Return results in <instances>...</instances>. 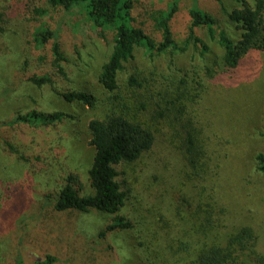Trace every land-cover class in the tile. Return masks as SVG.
Listing matches in <instances>:
<instances>
[{"label": "rangeland", "instance_id": "374dc122", "mask_svg": "<svg viewBox=\"0 0 264 264\" xmlns=\"http://www.w3.org/2000/svg\"><path fill=\"white\" fill-rule=\"evenodd\" d=\"M144 1L168 6L173 0ZM197 2L218 18V30L239 35L219 0ZM222 2L228 10L240 6L238 0ZM192 3L179 0L171 21L180 44L188 35ZM35 5L47 12L37 15L32 11ZM48 25L58 31L62 42L65 74L54 63L53 40L42 47L36 44V32ZM195 32L209 46L205 53L192 42L185 51L169 49L160 54L138 47L117 79L118 90L125 94L127 77L135 72H153L159 80L176 85L184 73L193 78V67L212 70L197 101L192 80L186 93L189 112L203 129L200 139L206 142L202 158L209 174L205 183L215 198L209 216L202 212L195 221H188L174 214L171 188L179 186L193 204L199 198L168 169L162 171L164 191L146 181L147 173L137 174L125 166L126 173L119 179L127 199L119 214L132 226L100 236L114 215L100 210L59 211L51 200L71 174L75 176L71 183L81 194L93 192L88 170L95 149L89 142L88 121L102 116L104 106L90 108L67 101L59 92L86 90L106 98L108 93L97 76L112 42L98 35L82 5L66 13L51 9L47 0H21V4L0 0V121L32 109L71 115L51 124L0 127V264H14L19 252L25 264L42 261L48 254L56 257L50 264H193L208 217L209 238L219 230L225 236L249 224L256 229L258 247L264 253V173L256 161V155L264 152V49L250 51L228 70L217 38H210L203 27ZM46 74L52 85H37L31 79Z\"/></svg>", "mask_w": 264, "mask_h": 264}, {"label": "trees", "instance_id": "16d2710c", "mask_svg": "<svg viewBox=\"0 0 264 264\" xmlns=\"http://www.w3.org/2000/svg\"><path fill=\"white\" fill-rule=\"evenodd\" d=\"M219 1L239 35L233 37L224 29L218 30V18L193 0L189 9L191 21L188 35L184 44H180L171 26L179 0L171 1L168 6H156L144 0H47L51 9L66 13L82 5L98 35L112 42L111 52L101 64L97 76L98 83L108 93L106 98L86 90L59 92L67 101H77L90 108L102 104L105 110L102 116L88 121L89 142L95 149L88 170L93 192L81 194L71 183L75 178L71 174L51 200L56 210H100L114 215L113 220L99 232L100 236L131 227L132 222L119 214L127 199V191L119 176L126 173L127 166L137 174L147 173L146 181L156 184L158 190L166 187L162 171L168 169L171 176L178 177L182 185L190 188L199 198L198 203L193 204L179 186L171 188L170 201L174 214L188 221H195L202 212L209 216V205L215 202V198L205 183L209 174L202 158L204 151L207 152L206 142L205 138L203 141L200 139L203 129L189 112L186 93L192 80L197 90L193 100L197 101L205 92V78H209L212 70L209 66L204 69L193 67V78L189 72L184 73L176 85L159 80L153 72H135L127 77L125 94L118 90L117 76L134 58L138 47H144L150 54H160L169 49L185 51L192 42L195 47L201 48L202 54L205 53L209 46L195 32L201 27L207 29L210 38H217L223 48V65L228 70L236 68L250 51L263 50L264 0H238L240 6L232 10H228L222 0ZM18 3L21 4V0ZM32 11L40 16L47 12V8L35 5ZM35 40L38 47L53 40L54 63L59 72L65 74L62 62L67 58L58 31L50 25L45 26L36 32ZM31 79L37 85L53 84L48 74ZM69 117L70 114L61 110L32 109L17 112L9 120L0 121V127L21 123L51 124ZM8 144L12 151L17 152L11 143ZM256 161L258 170L264 173V152L256 155ZM120 166H124L121 171ZM221 211L225 209L221 208ZM206 222L202 225L205 238L197 241L193 264H264V253L258 247V234L253 226L241 224L225 236L219 230L209 238V217ZM55 260V256L48 254L46 259L33 264H50ZM14 264H25L20 252Z\"/></svg>", "mask_w": 264, "mask_h": 264}]
</instances>
